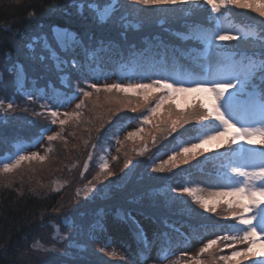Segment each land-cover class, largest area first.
Instances as JSON below:
<instances>
[{
	"label": "trees",
	"instance_id": "16d2710c",
	"mask_svg": "<svg viewBox=\"0 0 264 264\" xmlns=\"http://www.w3.org/2000/svg\"><path fill=\"white\" fill-rule=\"evenodd\" d=\"M110 2L0 0V100L6 101L4 109L0 110V169L3 158L14 153L18 142L39 139L44 129L52 125L47 107H41L43 102L75 95L85 99L77 88L78 70L72 66L73 61L81 66L79 72L83 73L79 88L92 91L84 81H96L97 71L107 75L115 73L125 80H140L141 75H147L144 68L153 67L167 53L178 63L177 56L187 59L186 56L201 55L203 45L187 37L189 25H205L210 18L206 6L149 7L136 4L135 0H117L115 22L101 26L95 22L89 4L103 7ZM222 14L236 26L255 27L264 21V17L250 9L233 6L222 9ZM54 28L74 33L94 55L86 56L83 48L75 43L70 50L61 51L53 36ZM42 36H46L59 57L67 61L66 65H61L62 70L57 69L55 61L49 58L50 53L43 49ZM101 40L106 42V47L96 52ZM224 43L233 46L238 53L255 51L253 44L244 40ZM40 55H44L43 61L34 58ZM16 64L23 65L27 77L25 92L35 94L34 99L17 91L16 72L12 70ZM105 66L113 69L107 70ZM62 75L68 76L66 85L60 83ZM9 100L14 103L13 110L7 109ZM136 103L133 98L131 106ZM131 106L121 108L110 103L103 92L98 100L94 94L78 110L82 113L80 123L69 122L57 133L59 138L52 141L47 161L25 162L24 172L20 174L16 171L0 173V264H139L151 254L171 255L188 241L208 233L226 230L221 235L236 234L232 226L237 222L224 218L230 215L228 209L217 207L223 211L204 212L193 202V197L182 192L189 186V173L194 170L222 172L219 169L226 160L214 162L215 151L171 171L155 173L151 170L152 160L161 153L174 150L181 138L199 133L200 126L195 122L172 136L156 132L151 125L145 126L142 133L134 140L125 141L117 151L109 166L113 175L94 179L100 173L99 156L113 138L116 139L111 126L130 116H144L147 110L141 107L132 112ZM167 108L168 105L165 115ZM40 112L44 115H37ZM152 134L157 136L155 144ZM233 147L232 152H227L230 158L237 154L238 147ZM220 150L222 154L225 148ZM127 174L128 178L122 181ZM85 187L95 189L87 199L79 194ZM146 193L152 196L151 202L143 201ZM117 218L127 227L124 252L119 250L114 237L108 236L109 227ZM147 224L154 226L150 235ZM62 235L64 239L60 238ZM217 240L209 253L199 256L204 264H222L219 256L247 247L239 240L235 248L225 246L231 241ZM55 245L61 252L53 249ZM260 259L264 257L253 256L248 260L238 257L232 264H255Z\"/></svg>",
	"mask_w": 264,
	"mask_h": 264
},
{
	"label": "snow or ice",
	"instance_id": "6c2138e0",
	"mask_svg": "<svg viewBox=\"0 0 264 264\" xmlns=\"http://www.w3.org/2000/svg\"><path fill=\"white\" fill-rule=\"evenodd\" d=\"M135 3L149 7L203 5L210 10V18L205 25H189L187 37L199 41L203 45V54L193 57L203 75L197 77L192 72H164L156 76L141 75L138 82L105 83L102 87H98L95 82L84 81L86 87L92 89V91H85L83 88H79V83L83 78V73L79 72L81 66L73 61L72 66L78 70L77 88L85 98L76 105V109H81L85 101L91 99L94 94L98 100L99 94L103 92L110 103L114 102L121 108L130 107L134 98L137 103L135 106H131L132 112H136L141 107L147 108L141 125H151L156 132L167 136H172L179 129H184L185 125L193 122L201 129L209 126L213 128V131L201 135L198 142H193L190 146H181L178 150H174V154L170 155L168 160L152 167L151 170L155 173L171 171L172 168L179 167L181 164L187 165L191 160H196L198 156H203L208 152H219L220 149L226 147L229 152H232L231 146H240L237 152L239 163L230 164L229 172L223 177L225 180L232 176L238 177L241 179L240 184L231 187L228 191L216 192L208 198L197 196L196 189L192 187H184L182 192L193 197V202L199 205L204 212L215 213L217 204L223 199L230 212V215L224 218L237 222L235 226H232L235 227L236 234L221 235L219 240L231 241V243H226V247L235 248L237 240L246 244L247 247L243 250H234L231 255L219 256V262L232 264L238 257L242 260H248L253 256L264 257V21L255 27L249 26L247 30L237 28L222 32L219 25L222 9H229V6L250 9L252 12L258 13L260 17H264V0H135ZM116 4L117 0H111L103 7L97 3H90L89 7L94 13L95 22L101 26L109 22L114 23L113 17L118 10ZM82 8L83 4H81ZM121 19L124 18L121 17ZM52 31L61 51L70 50L72 44L75 43L83 48L86 56L94 55L82 40L76 39L74 33L57 28ZM177 35L183 34L177 33ZM40 39L43 41V49L50 53L49 58L55 61L58 70H62L61 65H66L67 61L59 57L46 36H42ZM240 40L252 43L255 51L238 53L233 46L224 43ZM31 47L32 45H29V48ZM105 47L106 42L99 41L96 52L103 51ZM163 47L166 54L167 46ZM212 52L215 53L214 61L199 63L200 60L209 61V54ZM34 58L41 61L45 59L44 55ZM12 70L16 72L17 91L27 95L28 99H34L35 94L25 92L27 77L23 65L16 64ZM108 78L107 74L96 72L97 80ZM59 79L62 85H66L68 76L62 75ZM48 87L53 86L50 83ZM54 91L59 92V89H54ZM40 98L43 99V97ZM181 101H184V107L181 106ZM5 103V100H0V110L4 109ZM152 103L154 106L149 107ZM165 105H168L166 115ZM41 107L45 108L47 105H41ZM13 108L14 103L11 100L7 101V109L13 110ZM47 111L53 117L51 122L55 124L61 113L51 110L50 107H47ZM158 114L159 119H157ZM37 115L42 116L44 112L37 113ZM63 116L64 119H59L61 127L69 122L78 125L82 113L80 111L64 112ZM143 131L144 128L141 127L139 132H129L128 139L137 137ZM58 138L59 134L47 137L49 142ZM151 139L155 144L157 136L152 134ZM245 145L248 147L245 148ZM145 151H147V147H145ZM46 159V156H40L35 152L30 155L20 154L14 162L5 163L0 169V173H12L20 169L25 162L39 161L43 163ZM127 167L128 163L125 164V168ZM86 169L87 164L85 165ZM112 175L108 164L105 163L94 179L101 180L102 176L110 177ZM172 191L175 192L176 189H172ZM227 197H231V199H225ZM239 233H242V236L238 235ZM217 243V239H210L200 249L201 255L209 253ZM257 248L259 251H256ZM163 251L162 248L161 252L163 253ZM163 258L168 257L165 255ZM191 264H204V261L202 259L192 260ZM255 264H264V259L255 261Z\"/></svg>",
	"mask_w": 264,
	"mask_h": 264
},
{
	"label": "rangeland",
	"instance_id": "374dc122",
	"mask_svg": "<svg viewBox=\"0 0 264 264\" xmlns=\"http://www.w3.org/2000/svg\"><path fill=\"white\" fill-rule=\"evenodd\" d=\"M219 25H220V30L222 32L232 31V30H235L237 28H244L246 30L249 28L247 26L244 27V26H240V25L239 26L234 25L232 22H230L228 19H226L223 16V14L219 18ZM177 58L180 59L179 63L177 60L173 59L167 53V55L164 57V59L162 61H158L155 65H153V67L144 68V70H146V74H147L146 76H156V75H160L164 72L172 73L175 71L192 72L197 77H201L203 75L201 69L197 66L196 61H194V64H190L187 60H183L179 56H177ZM214 60H215V53L212 52L209 54V61L200 60L199 63L203 64L206 62H212ZM104 68L107 70L113 69L112 67L110 68L109 66H105ZM108 77L109 78L106 80L105 79H99V80H96L94 82L97 83L98 87H102L105 83L111 84V83H116V82H122V83L127 84L129 82L140 81V80L133 79V78L130 80L118 78L115 73L108 75ZM74 79H75V77H74ZM64 98L65 97H60L57 100L54 99V101H52L51 103L50 102H43V105H47V107H50L51 110L58 111L59 113H61V115L57 119V122L55 124H53L51 122L52 125H50V127L47 129L43 128L45 131L43 132V135L41 138L36 139L32 142H25V141L18 142L14 153L11 155H7V156H5V158H3L2 165H4L5 163L14 162V160L20 154L30 155L31 153L35 152V153H38L40 156H46L47 159L50 157L49 149L52 148V142H49L47 137L49 135H55V134L59 133L60 131H62L64 126L61 127V125L59 124V119H64V116H63L64 112L73 113L74 111H78L76 109V105L80 104L82 101V98L80 95L66 97L67 98L66 100ZM149 106H151V107L154 106V103L150 104ZM166 106L167 105H165V107ZM181 106L182 107L185 106L184 101H181ZM146 113H147V110L145 109L144 115ZM49 115H50V113H49ZM158 116H159V114H158ZM142 118H143L142 115L141 116H133V117L130 116V117H127L125 119V121H119L116 125L111 126V131L117 134L116 139L113 138L114 140L112 141V143L109 146H107L105 149V152L99 156L98 160H99L100 166H102L105 163H107L108 166H110L111 165L110 163L116 157L117 151L122 147L124 142L127 140H134V138H136V137H134L132 139H128L129 132H139V129L141 127H143L145 129V126H147V125H141ZM52 119H53V117L50 115V120L52 121ZM199 130H198L199 133L198 132L194 133V136H192V137L181 138L178 142V145L174 148V150H178L181 146H190L191 143L198 142L199 137L201 135H203L205 132L213 131V128L211 126H209L208 128H205V129H201L199 127ZM231 147L234 148L233 146H231ZM236 147H238V149H237V152H238L240 146H235V148ZM244 147L247 148L248 146L245 145ZM174 150L161 153V155L159 157L152 160V164H154V166H156V164H157V166L162 164L164 161L168 160L170 155L174 154ZM220 151L216 152L213 156V158L215 159L214 162H220L223 159L226 160L225 162H223L224 163L223 168L219 169L222 171L220 174L208 173L206 171H201V170H196V171L194 170V172L189 171L192 173H189L190 175H189V186L188 187H192V188L196 189V195L199 197L208 198L216 192L228 191V190H230L231 187L236 186V185L240 184V182H241V179L238 177H235V176H232L228 180H225L223 178L224 175L229 172L228 166L230 164H233V163H239V160L237 158V154H236L235 158H230V156L228 155L229 153H227L228 152L227 147L225 148V150H222V154L220 153ZM224 152L226 154L223 155ZM47 159L45 161H47ZM31 165H33V164H31ZM23 167H26V166L22 165V167L20 169L16 170V172L18 174L24 172V170H22ZM32 167H35V165ZM36 167H39V166H36ZM147 168L148 167H146V169ZM128 173H130V172H128ZM127 178H128V174L126 175V177L122 181H125ZM93 193H95V191H93V188H90V187H85L79 191V194L83 197H91L93 195ZM144 195L145 196L143 197V201L147 202V203L151 202L152 196L149 193H146ZM225 199H231V197H227ZM217 207H223L226 210L228 209L226 207V204L224 203L223 199L220 200L216 206V211L218 213H221L223 211V209H221V208L217 209ZM145 226H146V229L148 231L147 234H149V235L152 234L154 226L151 224H147ZM224 232L219 231V232H214V233H208L201 238H198V239L192 240V241H188V244L185 247L178 248L171 255H166L168 258H163L164 257L163 255L151 254L148 257H145L142 260V262L139 264H176V263H178L176 261H181L179 264H191L192 260H197L200 258L199 257L201 255L200 249L202 247H204L205 244H207L210 239H218L219 235H221ZM108 233H109L108 236L112 235L114 237V239L116 240V243H117L119 250L121 252H124L126 249L125 243H127V239H128V232H127V227H126L125 223L120 218H117L109 227ZM60 238L64 239V235H62ZM74 246H76V245H74ZM53 249H55V251H57V252H61V249L59 247H57L56 245L53 247ZM256 250L259 251V248H257ZM158 257H159V259H158Z\"/></svg>",
	"mask_w": 264,
	"mask_h": 264
}]
</instances>
